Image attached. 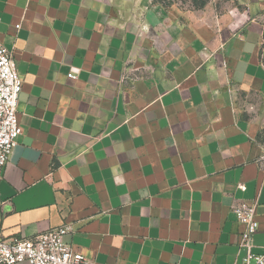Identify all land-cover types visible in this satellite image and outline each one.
<instances>
[{
	"label": "crops",
	"instance_id": "0c3cea01",
	"mask_svg": "<svg viewBox=\"0 0 264 264\" xmlns=\"http://www.w3.org/2000/svg\"><path fill=\"white\" fill-rule=\"evenodd\" d=\"M0 42L23 80L0 236L68 224L93 264H245L232 206L257 201L264 252V0H0Z\"/></svg>",
	"mask_w": 264,
	"mask_h": 264
},
{
	"label": "built area",
	"instance_id": "2783aa9c",
	"mask_svg": "<svg viewBox=\"0 0 264 264\" xmlns=\"http://www.w3.org/2000/svg\"><path fill=\"white\" fill-rule=\"evenodd\" d=\"M78 73V69L72 68L68 77L76 79ZM22 91L23 80L18 74L13 51L0 42V180L23 134L18 118ZM257 206V201L232 206L237 221L244 227L239 248L246 251L245 264H264V252H254V237L259 229ZM71 232L72 227L66 224L29 239L7 240L0 236V264H93L66 242L65 237Z\"/></svg>",
	"mask_w": 264,
	"mask_h": 264
},
{
	"label": "rangeland",
	"instance_id": "374dc122",
	"mask_svg": "<svg viewBox=\"0 0 264 264\" xmlns=\"http://www.w3.org/2000/svg\"><path fill=\"white\" fill-rule=\"evenodd\" d=\"M159 1H167V0H159ZM173 1H175V2H181V3H183V4H190V5H192L193 4V2H192V0H171V2H173ZM165 3H167V2H165ZM261 53H262V60L264 61V43H263V45H262V49H261ZM264 142V141H263ZM263 146H264V144H263Z\"/></svg>",
	"mask_w": 264,
	"mask_h": 264
},
{
	"label": "trees",
	"instance_id": "16d2710c",
	"mask_svg": "<svg viewBox=\"0 0 264 264\" xmlns=\"http://www.w3.org/2000/svg\"><path fill=\"white\" fill-rule=\"evenodd\" d=\"M209 0H192L195 8H204Z\"/></svg>",
	"mask_w": 264,
	"mask_h": 264
}]
</instances>
